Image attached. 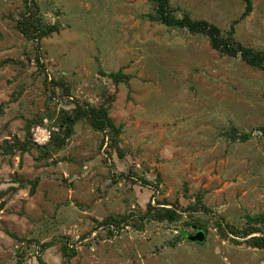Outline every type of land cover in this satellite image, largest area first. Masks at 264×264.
Listing matches in <instances>:
<instances>
[{"label": "rangeland", "instance_id": "1", "mask_svg": "<svg viewBox=\"0 0 264 264\" xmlns=\"http://www.w3.org/2000/svg\"><path fill=\"white\" fill-rule=\"evenodd\" d=\"M27 2L0 0V264H264L245 241L261 232L217 227L264 213V69L154 19V0ZM169 6L264 53V0L243 17V0ZM26 9L56 30L25 35ZM76 105L105 108L118 131L83 117L53 147ZM28 123L39 147L6 152ZM196 230L203 241L172 243Z\"/></svg>", "mask_w": 264, "mask_h": 264}, {"label": "trees", "instance_id": "2", "mask_svg": "<svg viewBox=\"0 0 264 264\" xmlns=\"http://www.w3.org/2000/svg\"><path fill=\"white\" fill-rule=\"evenodd\" d=\"M27 1L28 0H25V4H28ZM154 1L156 3V8H157L156 14L153 16L154 19L159 20L160 22L169 26L186 28L192 33H203L208 37L211 46L214 49H217L219 52L229 56L239 55L246 63L264 69V53L260 51H256L250 47L244 46L239 42L234 41L233 38L230 37L233 31V25H231L230 27L229 37H223L220 33L219 27L208 22L205 19H194L190 17V15H188L187 13H184L180 17H176L175 15H173L172 12L170 11L169 0H154ZM243 1L245 6L241 14L242 17L247 15L251 10V0H243ZM31 14H32L31 9L29 10L26 9V14H23L21 16V19H18V28L25 35L32 37H42L44 35L50 34L52 30H56V28L53 25H48L47 27L45 25H42L41 20L38 17H35L34 15L32 16ZM31 30L34 31L33 34L29 33ZM111 76L113 77L114 81L118 82L119 80H121L119 73H113L111 74ZM2 106L3 104H0V113L3 110ZM83 117H87L91 125L97 130L108 129V132H110V136H113V134H115L118 131V128L115 126L113 120L108 116L107 110L105 108L103 107L96 108L93 106L82 107L80 105H76L72 113H66L62 116L60 122L63 124V132L62 135L60 136L58 135L54 137L52 141V146L56 148H60L63 144H65L66 139L72 133L74 124L80 118ZM29 124L30 123L26 125V139L23 141L15 139L11 144L5 146L6 152L12 153L14 150L28 151L31 147L34 146L39 147V145L30 141L28 137L30 135ZM37 181L38 179L32 181L31 190L34 189ZM2 204L3 202L1 201L0 208L2 207ZM200 206L203 209L205 208L201 204ZM148 211L150 212V210ZM148 211L146 212L147 214L149 213ZM159 217L175 220L176 218H178V214L172 208H165L163 213ZM122 219L123 217L119 219V222ZM249 220H250L249 223H252L253 225H249L247 228L241 230L230 225H227V229H224L225 226L222 225L221 221L220 222L218 221L217 227H219L220 229L223 228V230H225V233H230L232 235H237L242 237H245L252 233L261 232L260 235H252L249 238L245 239V241L247 244L251 246H255V247L264 246V230H260V228L255 225L257 223L264 224V213L254 217H250ZM113 221H114L113 223H109V224H115L116 226L119 225L118 220L115 219ZM196 226H198L199 228L200 227L203 228V230L206 232V228L204 226L200 224H197ZM186 237L187 234L182 231L177 236L176 241L172 243L174 244L180 241L182 238H186ZM47 245H48L47 243H43L41 245L39 253L42 252ZM69 251L73 253L75 252L73 250L67 249L65 246L63 248L62 254L68 257V254L66 253H68ZM37 261L38 264H45L44 260L40 255L37 256Z\"/></svg>", "mask_w": 264, "mask_h": 264}, {"label": "water", "instance_id": "3", "mask_svg": "<svg viewBox=\"0 0 264 264\" xmlns=\"http://www.w3.org/2000/svg\"><path fill=\"white\" fill-rule=\"evenodd\" d=\"M187 239L190 241H203L205 239V232L203 230H196L193 234H188Z\"/></svg>", "mask_w": 264, "mask_h": 264}]
</instances>
